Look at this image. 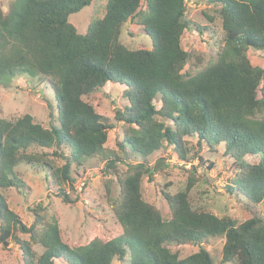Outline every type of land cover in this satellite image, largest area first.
I'll list each match as a JSON object with an SVG mask.
<instances>
[{"label": "trees", "instance_id": "1", "mask_svg": "<svg viewBox=\"0 0 264 264\" xmlns=\"http://www.w3.org/2000/svg\"><path fill=\"white\" fill-rule=\"evenodd\" d=\"M91 1L9 0L5 11L0 7V84L16 75L41 77L52 89L57 120L44 126L29 113L0 117V242L16 245L22 264H112L127 254L128 264H214L202 243L223 236L220 261L264 264V66L252 64L247 54L260 50L264 59V0H204L218 6L222 44L216 58L195 71L184 67L193 57L197 66L201 57L180 41L190 25L185 0H106L102 17L78 33L69 15ZM128 21L150 37L151 48L131 49L119 40ZM107 83L125 86L127 102L114 114L122 123L117 147L122 153L129 147L141 161L120 169L123 157L111 152L103 164L119 185L111 197L108 179L105 195L122 234L70 245L57 219L45 218L41 203L31 209L27 225L9 208L3 190L28 188L15 171L19 163L46 168L53 183L74 187L72 165L83 177L84 158L103 149L112 127L88 100ZM188 137L196 138V151ZM220 143L234 167L224 187L248 215L240 223L195 208L188 198L198 181L193 161L203 163L200 147ZM164 144L192 168L183 189L161 188L167 212L144 199L141 187L144 176L152 177L149 159ZM50 155L64 159L62 165L52 164ZM248 155L258 160L250 162ZM55 196L64 204L76 202L62 187ZM184 244L198 249L180 257L170 248Z\"/></svg>", "mask_w": 264, "mask_h": 264}, {"label": "rangeland", "instance_id": "2", "mask_svg": "<svg viewBox=\"0 0 264 264\" xmlns=\"http://www.w3.org/2000/svg\"><path fill=\"white\" fill-rule=\"evenodd\" d=\"M9 0H0V7L6 10ZM106 0H92L90 4L82 7L79 11L69 15V21L75 26L78 33H85L90 21L102 17L105 11ZM185 17L189 20V28L183 31L181 36V46L195 55L201 57V61L194 66L196 57L192 58L184 69L195 71L205 66L217 56L219 46L222 44L223 31L221 20L216 14L217 5L208 4L204 0H185ZM196 26L202 28L199 32ZM121 42L128 48H151L150 37L143 33L140 26L135 22L128 21L122 27L120 34ZM250 61L254 65L264 66L263 53L260 50L249 49L247 52ZM41 77L30 78L27 76H15L14 78L0 84V117L14 119L25 113L33 116L34 121L42 123L44 126L50 123H57L54 95L48 83H43ZM124 85L119 83H107L90 95L89 102L95 110L105 118L107 124L112 127L108 129L107 140L101 151L91 157L84 158L86 167L83 177H78L74 173L73 188L68 183H53V178L46 168L31 166L19 163L15 171L27 183L28 188L17 189L8 188L3 190L9 208L16 212L22 221L29 225L33 221L31 209L38 203L44 206L45 218L51 220L56 218L61 236L70 245L84 244L95 237L107 240L122 234L123 228L116 222L112 211L109 208L108 199L105 195L106 182L109 179L111 186V197L119 193V185L110 173H106L104 168L107 154L113 152L123 157L121 163L117 164L120 169L125 168V162L141 161L136 155H132L129 147L123 153L117 147V140L122 136V123L116 122L114 114L116 109H122L127 102L122 91ZM158 107L160 102L155 99ZM49 113L54 114L51 118ZM189 147L196 151V138H187ZM45 151L51 152V150ZM127 153L124 158V154ZM111 153V155H113ZM203 163L196 164V177L198 181L189 191L190 202L195 208H200L212 212L217 216L228 215L237 223L242 222L248 216L241 203L227 193L225 184L232 177L234 170L232 159L223 152V143L215 146V149L202 145L199 149ZM52 164L62 165L64 159L49 156ZM250 162L257 161L256 155L245 157ZM152 177L144 176L142 180V194L144 199L152 202L156 207L167 212L168 207L161 194V188L168 185L167 190L171 193L185 187L186 178L189 171H192L190 163H184L177 159L170 146L165 145L149 159ZM108 171V170H107ZM62 187L69 193L71 198L76 197L74 205L64 204L56 197V192ZM264 214V205L259 206ZM224 241L223 236H209L202 243L210 252L214 264L224 263L221 260V248ZM37 252L42 249L34 245ZM172 250H176L180 257L197 251L198 246L194 244L171 245ZM21 253L13 243L9 242L4 246L0 242V264H22ZM56 264H63L61 260H56ZM129 254L126 260L119 262L114 259L112 264H128Z\"/></svg>", "mask_w": 264, "mask_h": 264}]
</instances>
